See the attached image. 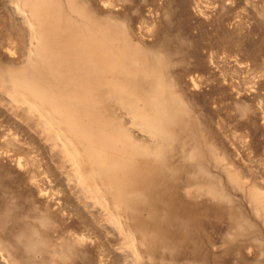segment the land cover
<instances>
[{
    "label": "rangeland",
    "instance_id": "374dc122",
    "mask_svg": "<svg viewBox=\"0 0 264 264\" xmlns=\"http://www.w3.org/2000/svg\"><path fill=\"white\" fill-rule=\"evenodd\" d=\"M155 80L177 117L127 158ZM0 264H264V0H0Z\"/></svg>",
    "mask_w": 264,
    "mask_h": 264
},
{
    "label": "bare ground",
    "instance_id": "6f19581e",
    "mask_svg": "<svg viewBox=\"0 0 264 264\" xmlns=\"http://www.w3.org/2000/svg\"><path fill=\"white\" fill-rule=\"evenodd\" d=\"M24 9V8H23ZM14 10V9H13ZM21 10L19 9V10H16V13H15V15L16 16H18V19L20 20V23L22 24V26H24V28H26V30L28 31V45H29V48L32 46V44L33 43H35L33 40L35 39V40H37L35 37H36V34L33 32V30H32V28H33V26L31 25V22H30V20L29 19H27L28 18V16H27V18L25 17V15L22 13V12H20ZM31 17V16H30ZM36 32V31H35ZM37 43V42H36ZM37 46L38 45H36V49L35 50H38L37 49ZM35 52V51H34ZM38 53V52H37ZM38 55V54H37ZM20 76V75H19ZM12 77V76H11ZM13 78V77H12ZM14 78H15V76H14ZM16 79H17V77H16ZM19 79V78H18ZM17 79V80H18ZM10 80H14V79H10ZM16 80V81H17ZM11 81V82H12ZM19 81V80H18ZM26 82V81H25ZM155 83H153V86L151 87V95H152V97H149L150 99L148 100V105H147V107H146V105L141 109H138V108H135L136 106H131V104H130V102H129V100H127V101H125V100H123V99H121L120 97H118L119 98V100L121 101V105H122V107L124 108L125 107V109H127V110H129L130 112L128 113V115H129V119H131V120H129L128 122H129V124H128V131L124 134V135H122L123 136V138H127V145L125 146L126 148H127V152H126V154H125V156L127 157V158H133L134 160H141V159H143V158H146L147 156H149V154H150V156H153L154 157V160H156V162L157 161H159L160 160V158L162 157L161 155V144H162V142H163V136L164 135H166L167 134V131H169V130H167L166 131V126H169L170 124L172 125V123L174 122V120L176 119V117H177V114H176V112L178 111V109H177V107H179L178 105H179V97L177 98V97H175V95H173V92L171 91V89L168 87L167 88V85H158V84H156V83H158L157 82V80H155L154 81ZM16 84H18V83H16ZM39 84V83H38ZM15 84H13V86H14ZM151 85V84H150ZM16 86V85H15ZM14 86V87H15ZM28 86H29V84H28ZM158 86H160V87H158ZM163 86H165V87H163ZM18 87H19V85H18ZM163 87V88H162ZM20 88H22V87H20ZM27 88V87H26ZM32 88V87H31ZM31 88H30V86L28 87V90L30 89L31 90ZM18 89V88H17ZM23 89V88H22ZM25 89V88H24ZM33 89V88H32ZM26 90V89H25ZM43 90H45V89H43ZM17 91V90H16ZM20 91V90H19ZM145 91V90H144ZM43 92V91H42ZM23 93V92H22ZM26 93V92H25ZM28 93H29V91H28ZM32 93H33V91H32ZM150 93V92H149ZM19 94V93H18ZM47 95V94H46ZM150 95V96H151ZM21 96V95H20ZM18 97V96H17ZM117 97V96H116ZM145 97V96H144ZM32 99V98H31ZM168 99L170 100V102L168 101ZM15 100H17V98L15 99ZM21 100V99H20ZM35 100H37V99H34V102H35ZM140 100V99H139ZM40 101V100H39ZM122 101H124V102H122ZM27 102V101H26ZM37 103V102H36ZM32 104H34V103H32ZM58 104V103H57ZM28 106V105H27ZM30 106H32L31 104H30ZM53 106V105H52ZM62 106V105H61ZM47 107V106H46ZM45 107V108H46ZM55 107V106H54ZM62 107H64V106H62ZM49 108V107H48ZM58 108V107H57ZM59 109V111H61L60 110V108H58ZM38 110V109H37ZM122 110H124V109H122ZM126 110V111H127ZM36 111V110H35ZM52 111H54V110H52ZM125 111V112H126ZM132 111V112H131ZM36 112H38V111H36ZM43 113H44V111H42ZM46 112V111H45ZM55 113L57 112V109H56V111H54ZM61 112H63V111H61ZM128 112V111H127ZM51 113H53V112H51ZM54 113V114H55ZM63 113H65V112H63ZM58 114V113H57ZM56 114V115H57ZM60 114V113H59ZM58 114V115H59ZM45 115H49L48 114V112H47V114H45ZM52 116V115H51ZM46 117V116H45ZM50 117V116H49ZM54 117V116H53ZM57 117H61V116H57ZM56 117V118H57ZM66 117H67V115H66ZM67 118H69V117H67ZM58 119V118H57ZM61 119V118H60ZM46 120V119H45ZM54 122H55V120H53ZM53 122V123H54ZM59 122V121H58ZM60 122H61V120H60ZM69 122V121H68ZM61 124V123H60ZM69 124H70V122H69ZM126 124V123H125ZM73 125H75V123H73ZM76 126V125H75ZM59 127V126H58ZM63 127V126H62ZM78 127V126H77ZM60 128H61V126H60ZM67 128V127H66ZM80 128V127H79ZM78 128V129H79ZM113 128V127H112ZM123 128V127H122ZM81 129V128H80ZM126 129V128H125ZM62 130H64V129H62ZM58 131H60L59 133L60 134H62L61 133V129H59ZM76 131V130H75ZM79 131H81V130H79ZM78 131V132H79ZM83 131V130H82ZM115 132H116V130H115ZM53 134V133H52ZM87 135V138L89 137V133H86ZM89 134V135H88ZM112 134H114L113 133V131H112ZM116 134V133H115ZM133 134H135L136 135V137L133 135ZM63 136V135H62ZM113 136V135H112ZM111 136V137H112ZM137 136L139 137V138H137ZM56 137H58V136H56ZM106 138V137H105ZM64 139H67L66 137L64 138ZM99 139V138H98ZM101 139V138H100ZM110 139V138H109ZM122 139V138H121ZM138 139V140H137ZM168 137H167V141H168ZM86 141L88 140V139H85ZM120 140V139H119ZM61 141V140H60ZM69 141V140H68ZM88 141H90V143H91V140H88ZM93 141H95V142H97L96 140H95V138L93 139ZM111 141H113V140H111ZM110 141V143H113L114 141H115V139H114V141L113 142H111ZM166 141V140H165ZM109 142V141H108ZM116 142H117V140H116ZM120 142V141H119ZM69 143V142H68ZM118 143V142H117ZM167 143V142H166ZM67 144V143H66ZM63 145V144H62ZM68 145V144H67ZM85 145V144H84ZM104 147V146H103ZM74 149V148H73ZM72 149V150H73ZM113 150H116L115 148L114 149H112V152H113ZM125 150V149H124ZM72 152V151H71ZM110 154V153H109ZM148 154V155H147ZM82 155H83V153H82ZM114 155H115V153H113V158L112 157H110L109 155V157L107 156V158H112V159H110V160H113L114 159ZM119 157H122V156H120L119 155V153L117 154ZM73 156V155H72ZM106 156V155H105ZM124 156V155H123ZM77 157V156H76ZM73 158H75V157H72V159ZM78 158V157H77ZM76 158V159H77ZM123 158V157H122ZM93 161H98V159H99V155H96V154H94L93 155ZM115 159H117V161H119L118 160V158H115ZM74 160V159H73ZM109 160V161H110ZM121 160H124V159H121ZM130 161V160H129ZM113 162V161H112ZM112 162H110V163H112ZM119 162H123V161H119ZM76 163V162H75ZM133 163H135V161L133 162ZM119 164V163H118ZM121 164V163H120ZM119 164V165H120ZM131 164V163H130ZM133 165V164H132ZM144 165V164H143ZM147 165V164H146ZM122 166H124V163H123V165ZM148 166V165H147ZM129 167H131V166H129ZM148 168H149V166H148ZM147 168V169H148ZM124 169H126V168H124ZM146 169V170H147ZM131 170V169H130ZM128 171H129V168H128ZM151 171V170H150ZM150 171H148V172H150ZM79 172V171H78ZM130 172H132V170L130 171ZM145 172V171H144ZM94 172H92V174H93ZM89 174V173H88ZM78 175H80V174H78ZM90 175V174H89ZM86 176H88V175H86ZM100 176V175H99ZM98 176V177H99ZM89 177H91V175L89 176ZM79 178V177H78ZM100 178V177H99ZM92 179V178H91ZM98 189V188H97ZM214 189V188H213ZM99 190V189H98ZM128 191V190H127ZM254 194V193H253ZM93 195V194H92ZM252 196V195H251ZM254 196H257L256 194L254 195ZM253 196V197H254ZM120 198V197H119ZM119 198H117L118 200H119ZM103 199H105V198H103ZM254 200H257L258 199V196L256 197V198H253ZM252 199V200H253ZM253 200V201H254ZM99 201H101V200H99ZM261 201V200H260ZM107 202H109V201H107ZM106 202V203H107ZM256 202H259L258 200L257 201H255L253 204H256L258 207H259V204L258 203H256ZM98 203V202H97ZM104 203V202H103ZM262 207V206H261ZM115 216H116V214H115ZM122 216H124V215H122ZM111 220V219H110ZM113 221V220H112ZM117 221H118V218H117ZM119 222V221H118ZM113 223H114V221H113ZM112 223V224H113ZM122 223V222H121ZM114 225V224H113ZM122 225V224H121ZM115 226V225H114ZM124 228V227H123ZM122 228V229H123ZM118 230V229H117ZM118 234H119V232H118ZM127 236V235H126ZM129 237L127 236V239H128ZM135 238V237H134ZM135 240V239H134ZM143 241V240H142ZM141 241V242H142ZM136 242V241H135ZM129 243H133V245H134V242L132 241V242H129ZM136 246V245H135ZM138 247H139V244H138ZM137 247V249H139ZM139 254H140V252H139ZM138 255V254H137Z\"/></svg>",
    "mask_w": 264,
    "mask_h": 264
}]
</instances>
